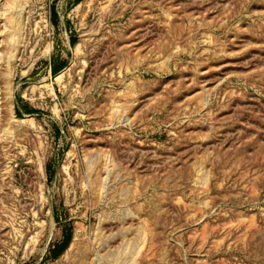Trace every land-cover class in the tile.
<instances>
[{
    "label": "rangeland",
    "instance_id": "obj_1",
    "mask_svg": "<svg viewBox=\"0 0 264 264\" xmlns=\"http://www.w3.org/2000/svg\"><path fill=\"white\" fill-rule=\"evenodd\" d=\"M11 1L0 264H264V0Z\"/></svg>",
    "mask_w": 264,
    "mask_h": 264
},
{
    "label": "bare ground",
    "instance_id": "obj_2",
    "mask_svg": "<svg viewBox=\"0 0 264 264\" xmlns=\"http://www.w3.org/2000/svg\"><path fill=\"white\" fill-rule=\"evenodd\" d=\"M12 1L9 4L7 3L6 10H7L8 13L12 14V20H13V27H14L13 33L8 38V42H9V44H11L10 46H12L11 49L9 48L8 50H9V53L11 54V56L13 57L15 55V53H16L15 52L16 48H19L18 43L21 41L20 40L21 39L20 36H21V33H22V31L24 30V27H25L24 21L26 19L25 15L27 13H26V11H24V10H26L25 9L26 7H24V10H23V6L25 4H27L28 1H26V2L22 1V0H12Z\"/></svg>",
    "mask_w": 264,
    "mask_h": 264
},
{
    "label": "trees",
    "instance_id": "obj_3",
    "mask_svg": "<svg viewBox=\"0 0 264 264\" xmlns=\"http://www.w3.org/2000/svg\"><path fill=\"white\" fill-rule=\"evenodd\" d=\"M69 239L67 238V239H65V243H64V245L61 247V250L59 251L60 253H58L57 254V256L58 255H60V254H62L64 251H65V249L67 248V246L69 245Z\"/></svg>",
    "mask_w": 264,
    "mask_h": 264
}]
</instances>
